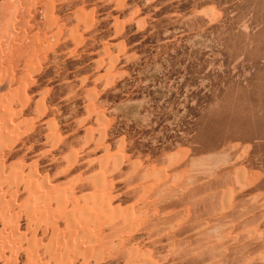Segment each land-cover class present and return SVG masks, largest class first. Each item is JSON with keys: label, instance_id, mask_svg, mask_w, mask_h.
Returning <instances> with one entry per match:
<instances>
[{"label": "rangeland", "instance_id": "1", "mask_svg": "<svg viewBox=\"0 0 264 264\" xmlns=\"http://www.w3.org/2000/svg\"><path fill=\"white\" fill-rule=\"evenodd\" d=\"M0 90V264H264V0H0Z\"/></svg>", "mask_w": 264, "mask_h": 264}, {"label": "bare ground", "instance_id": "2", "mask_svg": "<svg viewBox=\"0 0 264 264\" xmlns=\"http://www.w3.org/2000/svg\"><path fill=\"white\" fill-rule=\"evenodd\" d=\"M42 4V3H41ZM46 4V3H45ZM50 6H51V4H50ZM28 9V8H27ZM14 14V13H13ZM11 16V15H10ZM12 17V16H11ZM50 17V16H49ZM23 18V17H22ZM28 20V19H27ZM24 21V20H23ZM25 22V21H24ZM48 22V21H47ZM51 26V25H50ZM22 29V28H21ZM16 36V35H15ZM72 36V35H71ZM72 38V37H71ZM39 43V42H38ZM56 43V42H55ZM36 71H37V69H36ZM10 75V74H9ZM10 79V78H9ZM20 81V80H19ZM27 84V83H26ZM29 86H30V83L28 84ZM22 88V87H21ZM26 88V87H25ZM1 91V90H0ZM5 91V90H4ZM40 93V92H39ZM24 95V94H23ZM29 96V95H28ZM26 97V96H25ZM1 104V103H0ZM1 105H4V104H1ZM9 112H10V110H9ZM16 114V113H15ZM2 121H3V119H2ZM9 124V123H8ZM1 131V130H0ZM1 142V141H0ZM9 142V141H8ZM12 142V141H11ZM97 183V182H96ZM229 197V196H228ZM227 199H229V198H227ZM230 205V204H229ZM85 209V208H84ZM81 212H80V214H83V216H85L86 218L87 217H90V215L89 214H87L86 212H88V211H86V212H84V211H82V210H80ZM83 212V213H82ZM88 219V218H87ZM91 219V218H90ZM89 219V220H90ZM146 264V263H145Z\"/></svg>", "mask_w": 264, "mask_h": 264}]
</instances>
